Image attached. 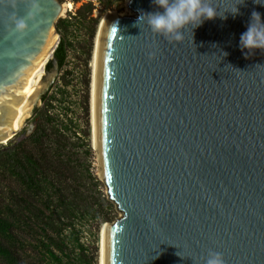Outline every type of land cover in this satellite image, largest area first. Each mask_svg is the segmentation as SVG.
<instances>
[{
	"label": "water",
	"instance_id": "95a60500",
	"mask_svg": "<svg viewBox=\"0 0 264 264\" xmlns=\"http://www.w3.org/2000/svg\"><path fill=\"white\" fill-rule=\"evenodd\" d=\"M214 3L223 14L238 0ZM40 6L18 34L10 17H26L30 0L15 10L0 0V144L59 72L61 2ZM127 6L130 15L103 16L95 44L98 175L121 213L102 224L101 264H203L210 251L226 264H264V51L245 58L239 48L264 5L245 0L235 18L207 20L180 43L134 26L141 10H157L151 0Z\"/></svg>",
	"mask_w": 264,
	"mask_h": 264
},
{
	"label": "trees",
	"instance_id": "16d2710c",
	"mask_svg": "<svg viewBox=\"0 0 264 264\" xmlns=\"http://www.w3.org/2000/svg\"><path fill=\"white\" fill-rule=\"evenodd\" d=\"M97 1L102 9L96 17L89 1L55 23L61 35L54 50L59 73L75 48L69 37L80 31L71 24L73 18L91 25L90 59L101 13L111 7L110 0ZM50 68L48 61L45 69ZM60 77L62 85L50 92L52 84L27 120L35 123L31 133L0 146V175L5 179L0 185V264H97V249L83 242V234L92 228L98 232L114 220L102 183L73 160L71 141L79 126L68 102L69 82Z\"/></svg>",
	"mask_w": 264,
	"mask_h": 264
},
{
	"label": "rangeland",
	"instance_id": "374dc122",
	"mask_svg": "<svg viewBox=\"0 0 264 264\" xmlns=\"http://www.w3.org/2000/svg\"><path fill=\"white\" fill-rule=\"evenodd\" d=\"M91 1L93 4L92 16L96 17L99 11L102 9L101 4L97 0H60L61 3L71 2L72 7L70 9L65 10L62 14H60V18L66 17L68 14L72 15L76 12V9L83 3ZM111 7L103 10L101 16L99 18V22L96 26V32L98 26L100 24L103 16L108 12H116L119 15H130L132 11L127 6V0H110ZM78 26L77 30H80L76 33V35H70V39L74 41L75 48L73 52H70L65 66L63 69L58 72L55 80L53 81V87L50 92H56L57 88L62 85V77L64 76L66 80H68L69 84L66 87L68 93V102L72 107L74 113V118L76 123L79 126L77 129L76 137L73 136L71 144V150H74L75 156L73 160L80 169L89 170L93 177H96L101 183V179L99 178V166L97 161L96 149L93 145L92 140V122H91V80H92V56H93V47H94V39L92 41V50L90 54V59H87V48L89 46V31L90 24L80 21V19H72V23ZM80 28V29H79ZM95 32V35H96ZM59 36L60 33L57 31ZM67 70V71H66ZM68 72V74H67ZM35 123L33 121H25V124L22 130L15 135L12 141H19L20 139L26 137L31 131L34 129ZM88 132V137L84 135L82 132ZM78 137V138H77ZM9 140V141H10ZM9 141L6 143L0 144V146H5L9 144ZM5 184V179L0 175V185ZM101 190L105 193L106 188L104 184L100 185ZM113 204V203H112ZM113 214L114 220L118 218L121 213L116 209L113 204ZM103 225L100 226L98 232H95L92 228V231H85L82 237L84 243L90 245L92 248L96 247L97 249V264H99V253L101 247V231ZM86 230V229H85Z\"/></svg>",
	"mask_w": 264,
	"mask_h": 264
},
{
	"label": "clouds",
	"instance_id": "9594fccd",
	"mask_svg": "<svg viewBox=\"0 0 264 264\" xmlns=\"http://www.w3.org/2000/svg\"><path fill=\"white\" fill-rule=\"evenodd\" d=\"M151 2L157 10L152 12L141 10L134 26L140 27L146 24L154 34L163 37L169 43H180L184 39L186 30L190 29L193 35V30L207 20L217 17L227 19L226 13H230L235 18L240 14L238 5L244 4L245 0H238L235 8L226 10L223 14L220 13L214 0H151ZM253 2L264 5V0H253ZM9 3L15 10L16 0H9ZM41 11L40 0H30V10L26 17H20L13 11L10 17L14 25L13 31L23 34L29 27L28 21L38 16ZM239 48L245 58L254 55L257 49L264 51V18L260 12L255 10L251 12L246 31L240 35ZM227 54L223 53L224 56ZM203 264H226V261L222 253L210 251L207 258L203 259Z\"/></svg>",
	"mask_w": 264,
	"mask_h": 264
},
{
	"label": "bare ground",
	"instance_id": "6f19581e",
	"mask_svg": "<svg viewBox=\"0 0 264 264\" xmlns=\"http://www.w3.org/2000/svg\"><path fill=\"white\" fill-rule=\"evenodd\" d=\"M71 7H72V3L71 2L61 3V11H60V14H62L63 12H65V10L70 9ZM98 28H99V26H98ZM97 32H98V29H97ZM97 32H96L95 39H94L93 56H92V61H91V66H92V80H93V65H94V54H95V44H96ZM53 33L55 35H57L54 31H53ZM92 80H91V98H90V104H91L92 140H93V145H94L93 119H92ZM99 264H101V247H100V253H99Z\"/></svg>",
	"mask_w": 264,
	"mask_h": 264
},
{
	"label": "built area",
	"instance_id": "2783aa9c",
	"mask_svg": "<svg viewBox=\"0 0 264 264\" xmlns=\"http://www.w3.org/2000/svg\"><path fill=\"white\" fill-rule=\"evenodd\" d=\"M59 36V35H58Z\"/></svg>",
	"mask_w": 264,
	"mask_h": 264
}]
</instances>
